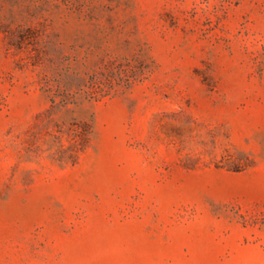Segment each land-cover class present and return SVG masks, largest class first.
I'll list each match as a JSON object with an SVG mask.
<instances>
[{"label":"rangeland","instance_id":"374dc122","mask_svg":"<svg viewBox=\"0 0 264 264\" xmlns=\"http://www.w3.org/2000/svg\"><path fill=\"white\" fill-rule=\"evenodd\" d=\"M0 264H264V0H0Z\"/></svg>","mask_w":264,"mask_h":264}]
</instances>
